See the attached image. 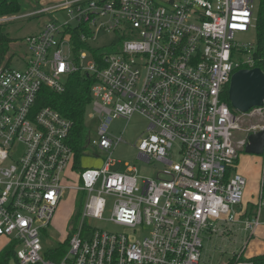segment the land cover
<instances>
[{"label": "built area", "instance_id": "2783aa9c", "mask_svg": "<svg viewBox=\"0 0 264 264\" xmlns=\"http://www.w3.org/2000/svg\"><path fill=\"white\" fill-rule=\"evenodd\" d=\"M59 10L68 21L26 37L19 68L0 57V237L13 245L14 264H200L203 232L227 227L253 236L264 206L261 196L254 214L243 206L246 180L235 172L246 142L235 137L240 123L228 100L233 74L256 68L255 46L234 41L255 29L253 0H66L29 15ZM100 32L116 36L117 52L93 45ZM78 42L85 47L77 50ZM77 73L95 80L89 106L98 123L87 146L106 159L79 169L75 189L85 201L53 260L39 234L76 159L72 122L38 100L44 88L63 93ZM136 113L149 122L139 159L163 165L155 179L127 165L113 170L119 162L110 151L122 138H111L112 122ZM93 221L123 231L95 229ZM248 240L226 264H264L244 259Z\"/></svg>", "mask_w": 264, "mask_h": 264}, {"label": "rangeland", "instance_id": "374dc122", "mask_svg": "<svg viewBox=\"0 0 264 264\" xmlns=\"http://www.w3.org/2000/svg\"><path fill=\"white\" fill-rule=\"evenodd\" d=\"M55 1V0H53ZM66 0H58L64 2ZM20 4L19 12L13 15L6 16L7 20L0 21L3 32L12 41L9 44L7 55L12 56L10 67L19 68L17 58L25 56L24 39L30 35L38 34L43 28L50 23L59 22L65 23L68 21V16L65 11H53L41 15H29L40 9L33 0H18ZM260 0H253L255 16L259 8ZM116 41V36L100 32L96 35L94 46L100 47L101 52L112 54L118 51L117 46L113 43ZM234 41L240 46L252 48L256 43V34L254 30L247 33L237 34ZM235 117L240 123V128L236 132V139L246 142L249 134L258 132L264 129V108L252 110L247 114H241L233 109ZM92 108H86V127L91 140L96 139L97 118L92 117ZM149 122L139 114L132 115L129 119L114 120L111 125V138H122V142L114 147L110 153L111 159L119 162L113 170L118 172L125 171V165L136 168L137 175L143 179H155L163 170V165L151 161L146 163L139 159V153L136 146L139 140L148 134ZM175 146V150H176ZM174 150L173 159L178 160L177 152ZM106 156L92 147L87 146L84 153L79 159V169H89L101 167ZM262 156L247 154L244 150L238 153L236 161V174L241 175L246 180V187L243 194L244 202L247 201L245 195L249 192L252 195L253 203L259 201L260 196L263 197L262 203L264 206V177L262 168ZM79 169L72 168V162L66 169L61 184L66 188L61 201L55 210L54 216L47 229L39 234L40 244L44 254H55L64 240L68 237L69 232L76 225L77 212L83 206L85 194L77 192L75 187L80 186L78 180ZM251 200V201H252ZM111 206V202H108ZM111 207L104 214V219L110 218ZM264 215V208L262 209ZM264 221V219H262ZM92 227L107 232H122L123 228L114 226L105 221H93ZM242 227V226H240ZM225 233L222 235H212L205 231L201 234L202 252L200 264H226L232 261L237 256L247 242L244 259H249L257 256H264V225L257 228L253 236L243 230L224 228ZM250 237V238H249ZM8 244L6 238L0 237V251ZM14 264L13 259L9 261Z\"/></svg>", "mask_w": 264, "mask_h": 264}, {"label": "trees", "instance_id": "16d2710c", "mask_svg": "<svg viewBox=\"0 0 264 264\" xmlns=\"http://www.w3.org/2000/svg\"><path fill=\"white\" fill-rule=\"evenodd\" d=\"M20 4L18 0H0V18L13 15L19 12ZM256 43L252 52L254 67L259 68L264 73V0H260L259 8L256 13L255 22ZM11 39L3 32L0 25V57L3 58L9 49ZM85 45L77 43V50L83 49ZM95 80L86 74H73L69 76L63 93H54L44 88L39 95L38 106L51 107L59 112L63 117L72 122V129L69 143L75 151V169H79V159L87 147L89 132L86 127V108L92 98L91 89ZM252 111V110H251ZM263 177H264V156ZM264 179V178H263ZM78 215V212H77ZM76 215V216H77ZM77 219V218H76ZM69 237L61 244L60 249L50 258L60 259L65 252V245ZM13 245L6 246L0 251V264H10L14 259ZM260 262H264V256L257 257Z\"/></svg>", "mask_w": 264, "mask_h": 264}, {"label": "water", "instance_id": "95a60500", "mask_svg": "<svg viewBox=\"0 0 264 264\" xmlns=\"http://www.w3.org/2000/svg\"><path fill=\"white\" fill-rule=\"evenodd\" d=\"M228 100L232 109L241 114L261 109L264 106V73L259 68L235 72L230 80ZM244 152L264 156V129L248 135Z\"/></svg>", "mask_w": 264, "mask_h": 264}, {"label": "crops", "instance_id": "0c3cea01", "mask_svg": "<svg viewBox=\"0 0 264 264\" xmlns=\"http://www.w3.org/2000/svg\"><path fill=\"white\" fill-rule=\"evenodd\" d=\"M35 3H37V5H39L40 6V9H38L37 11H39V10H41V9H44V8H49V7H52V6H57V5H59V4H61V2H58V0H55V1H53V0H33ZM36 11V12H37ZM33 13V12H32ZM5 20H7V18L6 17H2V18H0V21H5ZM262 165H263V160H262ZM249 193H250V189H249V192L247 193V195H245V198H247L246 200L247 201H245L244 202V200H243V206H244V208H246V209H250L249 211H251L252 212V214H254L255 212H256V208H257V204L256 203H253V201L254 200H252V195H249ZM263 198V197H262ZM252 200V201H251ZM259 202V201H258ZM257 202V203H258ZM262 219H264V215H263V213L261 214V221H262ZM263 223H264V221H262ZM262 225H264V224H262ZM260 227V226H259ZM258 227V228H259ZM257 230V229H256ZM256 232V231H255ZM255 232H254V234H255ZM253 234V235H254Z\"/></svg>", "mask_w": 264, "mask_h": 264}]
</instances>
